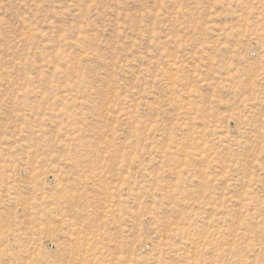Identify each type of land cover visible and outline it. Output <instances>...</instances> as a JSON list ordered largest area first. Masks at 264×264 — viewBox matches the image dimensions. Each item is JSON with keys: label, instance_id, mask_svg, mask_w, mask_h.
Masks as SVG:
<instances>
[{"label": "rangeland", "instance_id": "rangeland-1", "mask_svg": "<svg viewBox=\"0 0 264 264\" xmlns=\"http://www.w3.org/2000/svg\"><path fill=\"white\" fill-rule=\"evenodd\" d=\"M0 264H264V0H0Z\"/></svg>", "mask_w": 264, "mask_h": 264}, {"label": "bare ground", "instance_id": "bare-ground-1", "mask_svg": "<svg viewBox=\"0 0 264 264\" xmlns=\"http://www.w3.org/2000/svg\"><path fill=\"white\" fill-rule=\"evenodd\" d=\"M74 206V205H73Z\"/></svg>", "mask_w": 264, "mask_h": 264}]
</instances>
